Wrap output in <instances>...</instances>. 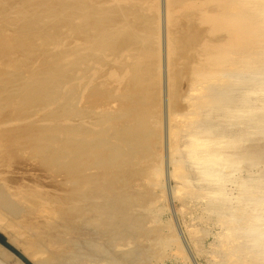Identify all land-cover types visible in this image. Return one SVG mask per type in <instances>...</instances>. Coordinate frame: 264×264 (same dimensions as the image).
<instances>
[{"label":"rangeland","instance_id":"1","mask_svg":"<svg viewBox=\"0 0 264 264\" xmlns=\"http://www.w3.org/2000/svg\"><path fill=\"white\" fill-rule=\"evenodd\" d=\"M255 5L264 0H0L8 242L33 264H261L235 201L249 173L264 181V129L250 135L248 120L230 125L213 105L249 85L217 71L249 58L232 22L254 19ZM204 130L224 141L208 150L231 170L226 203L189 160ZM0 264L22 263L0 246Z\"/></svg>","mask_w":264,"mask_h":264},{"label":"bare ground","instance_id":"2","mask_svg":"<svg viewBox=\"0 0 264 264\" xmlns=\"http://www.w3.org/2000/svg\"><path fill=\"white\" fill-rule=\"evenodd\" d=\"M248 13L249 11L247 14ZM250 15L254 16V19L248 14L247 16L251 18L250 20L239 18L232 22V26L235 24L233 26L235 30V45L240 48L241 40L246 41L244 44L250 45L248 49L241 51L240 56L247 55L249 58H247L244 63L241 62L243 63V66L241 65V70L230 72L221 69L219 72L217 71L218 77L225 79H246V81L249 82V85L247 87L236 89L235 87H232L235 89L237 97H234L237 99L236 101L234 100L235 102H227V100H225L231 90L229 89L230 87H227V90L221 92L223 98H216L214 96L215 94H213L215 98L213 100V105L219 104V111L217 110V112H221V116L225 118L230 125L245 118L249 121V134L258 135L262 133L264 129V5L256 6L255 10ZM222 25L224 26V24ZM240 38L241 40H239ZM244 47L245 46L240 49H243ZM253 56H256V58H250ZM253 95H259V98L255 102L250 101V97H253ZM221 144H224L223 140L210 139L208 133L204 130L190 137L188 142V152L189 160L193 166L195 165L196 169H198V173L203 176L202 178L216 184L211 191L209 189L208 194H211L212 198L214 196L218 201L220 199L219 202L222 201V203H226L228 198L225 196L226 193L223 188L224 184L221 183L220 180L221 175L224 174L222 172H224L225 168L230 170L229 166L224 163L217 154L208 150L209 147L221 146ZM259 174L260 170L254 173H249L247 180L239 181V184L237 185L239 196L235 201V213L240 212L239 215L242 214V218L240 217L241 219H239L241 225L238 227L239 231L241 230L242 233L244 232V238H246L249 243L245 242L246 246L248 245L250 248L257 246L259 251L257 252L256 260L260 261L259 263L264 264V181L259 180ZM227 208L228 207H226L225 210H227ZM215 210L218 209L216 208ZM219 215L222 214L220 213Z\"/></svg>","mask_w":264,"mask_h":264},{"label":"water","instance_id":"3","mask_svg":"<svg viewBox=\"0 0 264 264\" xmlns=\"http://www.w3.org/2000/svg\"><path fill=\"white\" fill-rule=\"evenodd\" d=\"M0 246L15 256L22 264H33L29 259H27L19 250H17L13 245H11L6 237L0 233Z\"/></svg>","mask_w":264,"mask_h":264}]
</instances>
